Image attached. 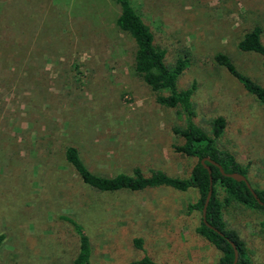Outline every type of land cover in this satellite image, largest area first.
I'll list each match as a JSON object with an SVG mask.
<instances>
[{"label":"rangeland","instance_id":"1","mask_svg":"<svg viewBox=\"0 0 264 264\" xmlns=\"http://www.w3.org/2000/svg\"><path fill=\"white\" fill-rule=\"evenodd\" d=\"M150 27L165 62L186 57L176 81H194V122L210 132L222 116L219 146L264 188V106L215 54L264 88L261 55L237 44L254 26L264 41V0H130ZM115 0H0V264H74L79 249L71 216L86 231L90 264H218L221 252L196 232L201 211L188 205L196 188L169 186L99 191L65 160L68 145L94 173L144 176L159 170L187 177L197 158L177 152L184 121L134 68V39L116 24ZM226 227L244 242L251 264H264V213L224 202ZM172 206L183 213L163 238L135 247L141 206ZM185 211L188 215L185 214ZM146 212H143L145 215ZM134 220V221H132ZM143 242L144 237L142 236Z\"/></svg>","mask_w":264,"mask_h":264},{"label":"trees","instance_id":"2","mask_svg":"<svg viewBox=\"0 0 264 264\" xmlns=\"http://www.w3.org/2000/svg\"><path fill=\"white\" fill-rule=\"evenodd\" d=\"M120 6V13L116 18V24L121 31L127 32L135 41L136 50L134 55V68L136 72L154 91L162 89L169 90L167 95H157L158 103L174 108L176 114L184 121L183 126H174L173 132L184 138L181 145H175L177 152L197 158V162L191 169L187 177H174L166 173L153 170L150 176H144L141 169L135 167L132 174L118 173L113 176H104L94 173L88 169L79 155L78 149L73 145L65 148V160L75 169L81 180L88 186L99 191H114L120 189L142 190L148 187L169 186L178 190L196 188L199 197L188 205L190 210L201 211L205 197L210 187L208 170L201 163V159L209 157L222 166L225 172H239L245 175L246 171L236 161L234 155L219 146L220 137L223 135L225 120L222 116H217L210 120V132H207L193 120L195 110L191 101V96L196 89L193 81L190 86L184 89H177L176 81L178 76L188 65L186 57H179L173 64L168 65L165 58V49L154 44L153 33L150 27L143 21L141 16L132 6L130 0H115ZM241 51L257 52L261 55L264 68V41L261 37V29L254 26L246 31L237 44ZM218 65L223 66L243 87L264 106V88L249 76L240 72L233 64L229 56L222 52L215 54ZM211 169L212 194L207 205L206 220L217 228L207 226L202 218L196 227V232L221 252L218 264H232L234 250L231 241L238 250V260L236 264H251L250 259L245 255L244 242L238 233L226 227L223 218V202L218 199V188L222 189L226 196L224 202L231 201L244 204L247 207L262 210L264 206L259 204L244 181H236L233 178L222 175L219 168L205 161ZM258 198L264 202V188L252 187ZM65 221L69 222L78 236L79 249L74 264H90V243L86 231L71 216L62 215ZM264 223V221H263ZM4 235L0 234V243ZM135 247L143 249V240L136 237L133 240ZM157 264L148 256H143L133 264Z\"/></svg>","mask_w":264,"mask_h":264},{"label":"crops","instance_id":"3","mask_svg":"<svg viewBox=\"0 0 264 264\" xmlns=\"http://www.w3.org/2000/svg\"><path fill=\"white\" fill-rule=\"evenodd\" d=\"M140 208L142 212L139 221L143 234L141 233L139 236L141 238L142 236L144 237L143 246L153 242L156 238L161 242L160 239L163 238L164 235H167V233L164 232V226L169 225V223H178L184 216L181 211L176 208L174 209L172 206H168L164 209V207H158L156 205H144ZM143 212H146V214L143 215ZM185 214L188 215L186 211Z\"/></svg>","mask_w":264,"mask_h":264},{"label":"water","instance_id":"4","mask_svg":"<svg viewBox=\"0 0 264 264\" xmlns=\"http://www.w3.org/2000/svg\"><path fill=\"white\" fill-rule=\"evenodd\" d=\"M205 161H208L209 163L211 164H214L216 165L218 168H219V171L221 172L222 175H225L227 177H230V178H233L234 180L236 181H244L245 184L247 185V187L251 190L252 194L254 195V197L257 199L258 203L263 205L264 206V202H262L257 194L255 193V191L253 190L252 186L250 185L248 179L246 178L245 175L239 173V172H225L224 169L222 168L221 165H219L217 162H215L214 160L210 159L209 157H204L201 159V163L204 165V167L208 170V173H209V179H210V187H209V190H208V193L205 197V200H204V203H203V207L201 209V217H202V221L209 227H212L214 230L218 231L217 228L211 226L207 220H206V210H207V205H208V202L210 200V196L212 194V177H211V169L209 167V165H207L205 163ZM232 247H233V250H234V258H233V262L232 264H236L237 263V260H238V250L236 248V245L231 241L230 242Z\"/></svg>","mask_w":264,"mask_h":264}]
</instances>
